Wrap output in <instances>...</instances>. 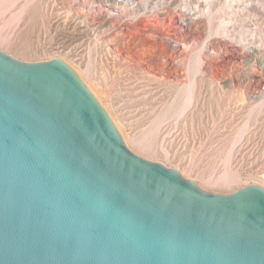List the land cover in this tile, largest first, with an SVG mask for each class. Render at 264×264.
<instances>
[{"label":"water","instance_id":"1","mask_svg":"<svg viewBox=\"0 0 264 264\" xmlns=\"http://www.w3.org/2000/svg\"><path fill=\"white\" fill-rule=\"evenodd\" d=\"M0 264H264V189L139 157L65 62L0 50Z\"/></svg>","mask_w":264,"mask_h":264},{"label":"rangeland","instance_id":"2","mask_svg":"<svg viewBox=\"0 0 264 264\" xmlns=\"http://www.w3.org/2000/svg\"><path fill=\"white\" fill-rule=\"evenodd\" d=\"M263 2L0 0V49L65 62L139 157L206 192L264 189Z\"/></svg>","mask_w":264,"mask_h":264},{"label":"bare ground","instance_id":"3","mask_svg":"<svg viewBox=\"0 0 264 264\" xmlns=\"http://www.w3.org/2000/svg\"><path fill=\"white\" fill-rule=\"evenodd\" d=\"M238 3H239V2H238ZM238 3H237V4H238ZM247 3H248V2H247ZM263 3H264V2H263ZM262 5H263V4H262ZM226 6H227V5H226ZM225 8H226V7H225ZM240 10H242V9H240ZM243 11H244V10H243ZM220 24H221V23H220ZM219 26H220V25H219ZM221 26L223 27V25H221ZM217 31H218V29H217ZM218 33H219V32H218ZM0 40H1V39H0ZM1 43H2V42H1ZM0 47H1V46H0ZM0 50H2V49H0ZM195 64H196V63H195ZM195 64H193V65H195ZM194 68H195V66L193 67V69H194ZM193 71H194V70H193ZM193 71H192V73H193ZM195 72H196V70H195ZM192 73H191V74H192ZM193 74H194V73H193ZM193 78H194V77H193ZM191 81H193V80L191 79ZM83 82H84V81H83ZM84 83H85V82H84ZM185 87H186V86H185ZM89 90H90V89H89ZM188 90H189V87H188L185 91H184V90H183V91H184V92H187L186 94L188 95V94H189V93H188ZM184 92H183V93H184ZM180 93H181V92H180ZM183 93H182V94H183ZM190 93H191V92H190ZM92 94H93V93H92ZM183 95H184V94H183ZM187 95H186V96H187ZM190 95H191V94H190ZM184 96H185V95H184ZM186 96H185V97H186ZM188 96H189V95H188ZM185 97H184V98H185ZM184 101H185V103H186V100H184ZM187 101H190V100H187ZM181 103H182V102H181ZM185 103H184V104H185ZM182 105H183V104H182ZM101 106H102V105H101ZM180 106H181V104H180ZM176 107H177V106H176ZM178 107H179V106H178ZM178 107H177V108H178ZM181 107H182V106H181ZM177 108L175 109V111H177ZM181 109H183V108H181ZM181 109H178V111L181 110ZM169 111L171 112V110H169ZM169 111H168V112H169ZM175 111H174V113L177 114V112H175ZM105 112H106V111H105ZM165 112H166V111H165ZM180 112H181V111H180ZM106 113H107V112H106ZM174 113H173V114H174ZM165 114L167 115V112H166ZM176 114H175V115H176ZM179 114H180V113H178V115H179ZM166 115H164V116H166ZM169 115H170V113H169ZM178 115H177V116H178ZM164 116H163V118H164ZM170 116H171V115H170ZM172 116H174V115H172ZM167 117H168V116H167ZM162 120H164V119H162V117H161V121H162ZM238 132H239V131H238ZM240 136H241V135H240ZM142 140H143V139H141V141H142ZM139 141H140V140H138V142H139ZM144 141H146V140H144ZM147 141H148V140H147ZM147 141H146V142H147ZM138 142H137V144H138ZM135 143H136V142H135ZM135 143H134V144H135ZM148 143H149V142H148ZM148 143H147V144H148ZM129 144H130V143H129ZM129 144H128V145H129ZM132 144H133V143H132ZM137 144H136V145H137ZM140 144L143 145L144 142H143V143H140ZM145 144H146V143H145ZM150 144H151V143H149V145H150ZM142 145H141V146H142ZM130 146H131V144H130ZM139 146H140V145H139ZM146 146H147V145H146ZM149 147H150V146H149ZM149 147H148V151H149ZM130 148H133V147H130ZM139 148H140V147H139ZM145 148H147V147H145ZM144 150H145V149H144ZM137 151H138V150H137ZM142 151H143V150H142ZM135 152H136V151H135ZM140 152H141V151H139V153H140ZM144 152H145V151H144ZM136 153H137V152H136ZM134 154H135V153H134ZM138 156H140V155L138 154ZM227 156H228V155H227ZM226 164H227V162H226ZM226 166H227V165H226ZM224 172H227V171H224ZM224 174H225V173H224ZM229 174H230V173H229ZM208 180H210V179H207V181H208ZM239 180H240V179H239ZM211 181H212V178H211L210 181H208V182H205V181H204V182H205V184L209 183L210 186H211V184H212V186H214L213 183H212L213 181H212V182H211ZM237 182H238V179H237L236 176L232 173V174H230V175L225 174L223 177H221L219 180L215 181L214 183H215V184L218 183V185H222V186H227V188H228V187H230V185H233L234 183H237ZM238 183H239V182H238ZM209 184H208V185H209ZM206 186H207V185H206ZM215 186L217 187V185H215ZM222 186H221V187H222Z\"/></svg>","mask_w":264,"mask_h":264}]
</instances>
